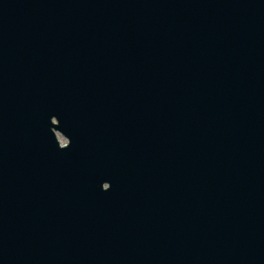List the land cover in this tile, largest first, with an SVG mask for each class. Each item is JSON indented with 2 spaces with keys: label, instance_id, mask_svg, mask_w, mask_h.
Returning <instances> with one entry per match:
<instances>
[{
  "label": "water",
  "instance_id": "water-1",
  "mask_svg": "<svg viewBox=\"0 0 264 264\" xmlns=\"http://www.w3.org/2000/svg\"><path fill=\"white\" fill-rule=\"evenodd\" d=\"M0 264H264V0H0Z\"/></svg>",
  "mask_w": 264,
  "mask_h": 264
},
{
  "label": "rangeland",
  "instance_id": "rangeland-1",
  "mask_svg": "<svg viewBox=\"0 0 264 264\" xmlns=\"http://www.w3.org/2000/svg\"><path fill=\"white\" fill-rule=\"evenodd\" d=\"M57 136H58V139L60 140V142H61V143H64L65 140L63 139V137L60 136L59 134H57Z\"/></svg>",
  "mask_w": 264,
  "mask_h": 264
}]
</instances>
